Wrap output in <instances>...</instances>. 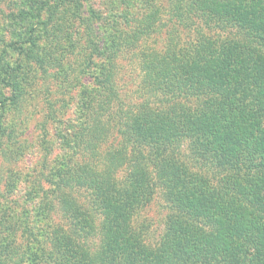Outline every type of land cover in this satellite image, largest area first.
Instances as JSON below:
<instances>
[{
  "label": "trees",
  "instance_id": "obj_1",
  "mask_svg": "<svg viewBox=\"0 0 264 264\" xmlns=\"http://www.w3.org/2000/svg\"><path fill=\"white\" fill-rule=\"evenodd\" d=\"M173 7L195 34L141 51L149 96L142 102L114 108L126 102L106 61L118 44L152 38L160 15L153 10L123 38L113 34L111 52L96 51L102 64L83 101L82 129L74 144L64 138L85 158L55 166L43 204L67 227L52 222L35 264H264V0H174ZM111 136L121 146L102 150ZM77 188L86 189L87 206ZM157 189L170 212L150 246L133 217ZM14 239L0 236V264H17Z\"/></svg>",
  "mask_w": 264,
  "mask_h": 264
},
{
  "label": "rangeland",
  "instance_id": "obj_2",
  "mask_svg": "<svg viewBox=\"0 0 264 264\" xmlns=\"http://www.w3.org/2000/svg\"><path fill=\"white\" fill-rule=\"evenodd\" d=\"M173 2L0 0V222L12 228L0 227V236L15 238L12 261L35 264L31 256L40 260V242L47 232L54 224L67 227L58 209L47 216L43 204L46 190L54 186L55 166L66 158L79 162L85 158L65 146L64 138L67 135L74 144L70 137L82 129L83 101L102 64L96 51L111 52L113 34L123 38L153 10L160 15L152 38L133 48L118 44L110 63L106 61L116 70L113 78L126 102L114 108L142 102L149 96L142 89L141 51H163L172 36L183 42L186 35L195 34ZM112 114L106 121L114 133ZM111 137L102 150L121 146L120 136ZM76 190L85 203L86 189ZM169 212L161 189L135 212L133 224L141 228L148 245L159 244ZM101 223L97 215L96 226ZM99 235L95 232L89 237L92 248L99 244Z\"/></svg>",
  "mask_w": 264,
  "mask_h": 264
}]
</instances>
